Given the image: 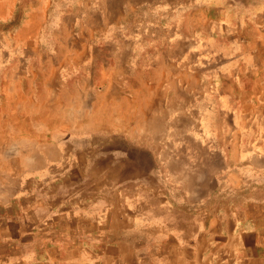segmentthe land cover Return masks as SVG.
Here are the masks:
<instances>
[{
    "label": "crops",
    "instance_id": "crops-1",
    "mask_svg": "<svg viewBox=\"0 0 264 264\" xmlns=\"http://www.w3.org/2000/svg\"><path fill=\"white\" fill-rule=\"evenodd\" d=\"M202 1L176 139L187 62L63 53L67 0H0V264H264V0Z\"/></svg>",
    "mask_w": 264,
    "mask_h": 264
},
{
    "label": "rangeland",
    "instance_id": "rangeland-1",
    "mask_svg": "<svg viewBox=\"0 0 264 264\" xmlns=\"http://www.w3.org/2000/svg\"><path fill=\"white\" fill-rule=\"evenodd\" d=\"M67 1L70 6L74 7V12L67 14V19L59 30L60 52L70 53L72 47L70 44L68 47L66 46L67 39L70 43V39L76 38L82 40V44L79 43L81 46H75L76 52L85 49V51L89 50V52L97 54H104V52L111 54L116 53L118 47L121 46L125 54H141L145 53V48L149 47L151 53L154 51L159 53L164 49L165 52L175 57V60L181 58L182 65L187 62L186 68L182 67V70L187 71L186 74L182 71V83L187 82L183 88L185 87L187 90L184 88L181 94L171 92L170 95L164 97L167 100V97L170 96V101L176 103L174 109H171L165 117L166 132L176 136V139L180 133L195 135L204 132L200 122L202 111H196L194 105L196 100L205 99L208 92L195 96L194 89H192L194 78H191L194 76L191 70L195 69V64L188 65V63L189 56L194 57V51L200 44L199 38L196 42L200 31L196 32L190 28V25H194L195 21L205 22L208 20V16L206 17L204 12L198 14L192 11L195 6L198 10L206 11L205 6L199 5L198 0ZM202 2L206 6L210 5L208 0ZM177 102H180L181 105ZM180 106L182 110L178 109ZM203 112L205 113V111ZM180 114H182V126H179L177 120ZM168 124L170 125L168 126ZM179 145L182 149L184 143L167 142L165 148L169 149L171 146L173 150Z\"/></svg>",
    "mask_w": 264,
    "mask_h": 264
},
{
    "label": "bare ground",
    "instance_id": "bare-ground-1",
    "mask_svg": "<svg viewBox=\"0 0 264 264\" xmlns=\"http://www.w3.org/2000/svg\"><path fill=\"white\" fill-rule=\"evenodd\" d=\"M154 22V21H153ZM156 24V23H155ZM153 25H154V23H153ZM123 26V25H122ZM158 26V25H157ZM94 34V33H93ZM96 34H97V32H96ZM94 36H96V35H94ZM102 39V38H101ZM105 39V38H104ZM103 39V40H104ZM86 41V40H85ZM108 41V40H107ZM74 43V42H73ZM92 43V42H91ZM97 43V42H96ZM89 44H90V42H89ZM110 44V43H109ZM73 45V44H72ZM101 46V45H100ZM90 49V48H89ZM153 53V52H152ZM154 53H155V51H154ZM100 54V53H99ZM104 54H105V52H104ZM94 55V54H93ZM92 56V55H91ZM103 56V55H102ZM101 57V56H100ZM104 57V56H103ZM135 57V56H134ZM75 58V57H74ZM93 58V57H92ZM137 58V57H136ZM135 59V58H134ZM157 59V58H156ZM106 60H107V58H106ZM136 60V59H135ZM138 60V59H137ZM143 61V60H142ZM134 62V61H133ZM140 62V61H139ZM135 63H137V62H135ZM142 63V62H141ZM153 64V63H152ZM142 65H143V63H142ZM146 65V64H145ZM81 67V66H80ZM79 67V68H80ZM137 68V67H136ZM181 68V67H180ZM140 69V68H139ZM92 70V69H91ZM90 71V70H89ZM138 71V70H137ZM76 72V71H75ZM134 73V72H133ZM163 73V72H162ZM151 75V74H150ZM119 76V75H118ZM121 76V75H120ZM152 76V75H151ZM132 78V77H131ZM121 79V78H120ZM136 79V78H135ZM128 81V80H127ZM148 81V80H147ZM118 83V82H117ZM243 83V82H242ZM122 84H124V83H122ZM129 84V83H128ZM143 88V87H142ZM36 91V90H35ZM149 92V91H148ZM114 97V96H113ZM116 97V96H115ZM114 97V98H115ZM6 99V98H5ZM142 99H143V97H142ZM171 100V99H170ZM6 101V100H5ZM158 101V100H157ZM28 102V101H27ZM170 102V101H169ZM3 103V102H2ZM21 107V106H20ZM153 111V110H152ZM139 113V112H138ZM152 114V113H151ZM110 115V114H109ZM123 115V114H122ZM129 116V115H128ZM139 116V115H138ZM137 117V116H136ZM172 117V116H171ZM26 120H27V118H26ZM28 124H29V122H28ZM112 124V123H111ZM130 124V123H129ZM133 124V123H132ZM136 125V124H135ZM29 126V125H28ZM113 129V128H112ZM109 130V129H108ZM50 134V133H49ZM53 134V133H52ZM49 137V136H48ZM46 139V138H45ZM151 144V143H150ZM163 147V146H162ZM40 150V149H39ZM38 151V150H37ZM49 151V150H48ZM161 151V150H160ZM39 152V151H38ZM40 153V152H39ZM161 153V152H160ZM41 154V153H40ZM44 155V154H43ZM56 160H57V158H56ZM71 161V160H70ZM80 161V160H79ZM69 162V161H68ZM61 163V162H60ZM64 163V162H63ZM63 163H62V165H63ZM75 163V162H74ZM73 163V164H74ZM77 164V163H76ZM233 166V165H232ZM1 167H3V166H1ZM21 168V167H20ZM58 169V168H57ZM15 171V170H14ZM60 171V170H59ZM179 171V170H178ZM19 172V171H18ZM22 172V171H21ZM28 172V171H27ZM66 172H68V171H66ZM23 173H24V171H23ZM29 174H31V173H29ZM178 175V174H177ZM20 176V175H19ZM35 176V175H34ZM61 176V175H60ZM28 177V176H27ZM39 177V176H38ZM57 177V176H56ZM59 177V176H58ZM20 179V178H19ZM36 180V179H35ZM223 180V179H222ZM56 182V181H55ZM26 186H28V185H26ZM29 187V186H28ZM175 190V189H174ZM177 192V191H176ZM182 192V191H181ZM41 193V192H40ZM244 193H246V192H244ZM27 194V193H26ZM23 195V194H22ZM244 195V194H243ZM248 195V194H247ZM246 195V196H247ZM249 197V196H248ZM181 199V198H180ZM239 201H241L240 199H238ZM244 201H245V199H243ZM177 202V201H176ZM179 202V201H178ZM223 204V203H222ZM221 204V205H222ZM236 204V203H235ZM218 205V204H217ZM237 205V204H236ZM193 206V205H192ZM216 206V205H215ZM189 207V206H188ZM218 207V206H217ZM185 209V208H184ZM243 209V208H242ZM192 210V209H191ZM69 211V210H68ZM65 213V212H64ZM236 216V215H235ZM244 216V215H243ZM223 217V216H222ZM234 217V216H233ZM232 217V218H233ZM239 218V217H238ZM259 218H261V217H259ZM246 219V218H245ZM225 221V220H224ZM235 221H237L236 219H235ZM234 221V222H235ZM133 223V222H132ZM136 223V222H135ZM223 223H225V222H223ZM223 223H221V224H223ZM247 223V222H246ZM108 224V223H107ZM235 224H236V222H235ZM234 224V225H235ZM134 225V224H133ZM241 225V224H240ZM88 226V225H87ZM128 226V225H127ZM130 226V225H129ZM136 226H138V224L136 225ZM223 227V226H222ZM243 228V227H242ZM93 229V228H92ZM132 229V228H131ZM102 230V229H101ZM123 230V229H122ZM118 231V230H117ZM130 231V230H129ZM136 231V230H135ZM134 232V231H133ZM93 233V232H92ZM100 233V232H99ZM139 233V232H138ZM148 233V232H147ZM156 233H157V231H156ZM102 234V233H101ZM135 234V233H134ZM133 235V234H132ZM243 235V234H242ZM107 236V235H106ZM146 236V235H145ZM161 236V235H160ZM258 236V235H257ZM120 237V236H119ZM261 237H263V236H261ZM101 238V237H100ZM107 239V238H106ZM256 239V238H255ZM108 240V239H107ZM120 240V239H119ZM130 240V239H129ZM128 240V241H129ZM156 240V239H155ZM206 240V239H205ZM219 241H220V239H218ZM125 241V240H124ZM189 241V240H188ZM187 241V242H188ZM257 241V240H256ZM170 242V241H169ZM203 243V242H202ZM93 244V243H92ZM100 244V243H99ZM214 244V243H213ZM256 244H258V243H256ZM170 245V244H169ZM168 245V246H169ZM161 246V245H160ZM194 246V245H193ZM259 246V245H258ZM211 248V247H210ZM92 249V248H91ZM95 249V248H94ZM144 249H145V247H144ZM243 249V248H242ZM97 250V249H96ZM101 250V249H100ZM134 250V249H133ZM206 250V249H205ZM213 250V249H212ZM76 252V251H75ZM74 252V253H75ZM94 252V251H93ZM103 252V251H102ZM138 252V251H137ZM145 252V251H144ZM186 252V251H185ZM99 253V252H98ZM196 253V252H195ZM40 254V253H39ZM62 254V253H61ZM82 254V253H81ZM132 254H135V252L134 253H132ZM138 254V253H137ZM235 254V253H234ZM151 255V254H150ZM140 256V255H139ZM167 256V255H166ZM185 256V255H184ZM40 257V256H39ZM115 257V256H114ZM190 257V256H189ZM154 258V257H153ZM241 258V257H240ZM107 259V258H106ZM150 259V258H149ZM97 260H99V259H97ZM160 260V259H159ZM166 260V259H165ZM170 260V259H169ZM64 261V260H63ZM162 261V260H161ZM169 262V261H168ZM113 263V262H112ZM172 263V262H171ZM246 263V262H245ZM100 264V263H99Z\"/></svg>",
    "mask_w": 264,
    "mask_h": 264
}]
</instances>
